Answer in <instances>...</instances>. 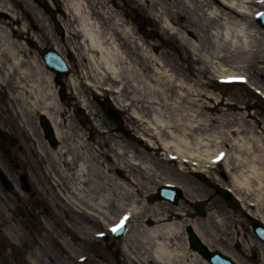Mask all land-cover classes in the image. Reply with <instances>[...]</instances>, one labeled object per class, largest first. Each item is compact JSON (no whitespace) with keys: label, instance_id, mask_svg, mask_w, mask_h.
<instances>
[{"label":"bare ground","instance_id":"1","mask_svg":"<svg viewBox=\"0 0 264 264\" xmlns=\"http://www.w3.org/2000/svg\"><path fill=\"white\" fill-rule=\"evenodd\" d=\"M63 1L70 20L76 23L73 34H79L86 59L83 74L68 79L71 97H77L98 122L84 88L101 93L110 90L116 105L134 108L132 116L142 131L135 137V146L119 141L112 144L116 168L126 171L114 176L113 167H107L102 159L109 152L94 145L82 127L71 123V115L57 94L59 82L53 71L37 57L27 59L31 49L26 44L20 48L14 39L17 12L0 0V7L11 12L10 17L0 19V83L8 87L23 115L44 114L55 129L59 145L48 150L46 172L66 206L76 214L68 228L79 236L78 247L83 249L91 242V224L125 220L128 231L121 242L129 264H213L191 245L185 232L188 222L212 247L199 218L190 220V213L180 207H163L164 200L150 205L140 193L144 186L149 191L145 193H152L155 185L171 182L184 189L185 200L202 198L196 193L201 182L172 180L164 168L171 171L167 165L177 163L179 175L184 177H191L194 171L208 173V164L216 166L209 161L225 150L227 155L220 164L229 173L230 186L247 209L250 201L256 205L255 211L248 210L264 221V135L252 132L257 126L249 127V131L243 123L226 128L224 138L208 137L212 108L202 101L203 96L219 100V95L209 89L210 77H204L207 72L230 79L240 75L237 70L256 69L260 79L255 83L264 93V28L256 19L264 0H138L140 11L154 17L160 36L176 38L180 54L198 64L194 69L187 67L191 73L168 49L146 53L138 46L140 38L131 24L120 30L123 41H130L124 48L116 34L93 17L97 14L93 8L100 1L94 0L93 6L87 0ZM21 29H26L25 23ZM243 132L250 135L236 137ZM229 139L232 141H226ZM186 163H192V170H186ZM160 167L161 171L157 169ZM112 205L120 208L118 215L110 212ZM9 230L10 239L23 238L15 225ZM61 243L75 253L68 239ZM48 246L44 240L35 247L30 257L33 264L46 255ZM262 254L260 264H264V250Z\"/></svg>","mask_w":264,"mask_h":264},{"label":"rangeland","instance_id":"2","mask_svg":"<svg viewBox=\"0 0 264 264\" xmlns=\"http://www.w3.org/2000/svg\"><path fill=\"white\" fill-rule=\"evenodd\" d=\"M98 1H100V3L96 1L98 7H92L93 10L97 12V14H94L93 17L96 18V20L101 21L104 25V28L113 31L124 48L130 44V41H123L124 38L122 37L120 30L122 29L123 25L131 24L134 29L135 36L140 38L137 39L139 42L138 46L143 47V50L146 53L160 51L162 48L168 49L172 54H174L175 57H177V61L182 63L184 65L183 67H186L185 70L187 73H191L189 69H187L188 66L194 69V66L198 65L197 63H192L194 60L192 57L186 59L184 57L186 54H180L178 49L179 43L176 38L168 39L167 36H160L159 33L156 34L157 31L155 30L158 28L156 27L155 20L150 18L151 22L149 25L147 23V18H149L148 15L136 9V6L139 5L138 0H127L128 3L131 2L130 4H132L129 6V8L127 6H123V2L119 0V8L117 7V10H114L112 2L108 3L105 0ZM87 2L91 6H93V3H95L94 0H87ZM26 6L27 8H24V12L26 15H29L30 18V22H27L30 24L29 32L33 33V35L39 40V43L43 41L42 35L53 40L52 38L55 37V32L52 27L53 21L51 20L50 16L40 8L39 4H37L35 0H27ZM101 9L104 10L103 13L100 11ZM109 15H112V18H110ZM123 16L127 18H124ZM138 21L145 23L147 25V30H150L151 32L153 31L155 34L153 33L150 36H146L145 32L143 31L145 28H139ZM65 22L67 23L66 26L68 29H70V31L68 30L69 35L67 37V44L72 47L75 46L74 48L76 51L81 50L82 47L79 45L80 42L78 43L79 39L77 40L78 35L73 34V30L76 28V23L71 21L70 17L66 18ZM166 43H170L172 47H168ZM27 47H29L32 51L27 54V59L31 57L33 58L36 55L39 57V59L41 58L36 48L31 47L29 44H27ZM61 49L63 50V48ZM137 50L139 51L140 48H137ZM41 62L43 61L41 60ZM76 63L77 68L79 66L82 68L86 66V63H80L79 57L76 58ZM237 72L249 75V84H222L220 81H218L216 75H214V77L210 73L205 75L206 78L210 77L209 79L211 83L209 85V89L219 95V100L222 99V101L218 103L219 100L215 98L207 96L202 97V101H206L209 107L212 108L210 113L213 117V120L212 123L208 125L206 130L208 137L218 135L219 138H224L227 135V133H225L226 128H228L230 125L238 126L242 125L243 123H245V127L247 129L249 127L253 128V126H257L258 128H256V130H248L257 133L258 135H264V131H262V128H264V98L254 90V87L258 88V84H256L255 81H258L260 76L257 74L256 69H251L249 71L237 70ZM261 81L264 82V78L261 79ZM84 89L86 96L90 97L92 89L88 87H85ZM64 102L67 104V112L69 116L71 115V123L73 125L78 124L80 127H82L86 135L91 138L90 140L94 145L98 146L101 150L104 149L109 152L103 155L102 159L105 160L107 167H113L111 173L114 176L120 177V171L124 175L126 172L124 169L116 168L117 161L116 157L114 156V150H112V144L115 141H119L121 144L128 145L129 147L136 145L135 137L136 135L141 136L139 132L142 131L139 127H137L138 122L132 116L134 108H126L125 112L127 115L125 126L129 129V132L118 133L112 132L114 129H111L110 137L108 138L100 136V133H102L101 130L105 129V127L109 128L111 126L113 128L114 124L106 117L99 103L94 101L90 102L92 110L94 109L93 111L97 112L98 118L103 121V123L96 125L94 123L93 113H87V111L85 113H74V111H76L77 105L79 104L76 101V98L71 102V98L67 97L64 99ZM135 111H140L142 114L144 113V111H142L140 108H135ZM39 117L40 114L38 112H26V115H23V113L19 110L17 103L8 92V87L0 83V123L18 138L19 144L14 149V153L19 155L23 171L26 174L28 173L34 190L37 193L36 195L32 196L27 203V193H24L22 188H20V180L15 174L16 171L10 165L9 160L3 151L0 150L2 167L9 172V174L12 176L11 177L9 175L10 178L12 181L14 179V183L18 184L21 192L23 193L20 194L21 196H19L17 193L14 194L13 191L5 189L3 183L0 180V264H32L27 259L30 255L29 252H32L35 246L44 240L49 244V250L46 255L40 256V264H51V262L56 259V256H59L63 252V250H60L62 248L58 241L55 240L54 244L51 243L49 237L46 235L47 231L44 228V224H35L32 220L27 219L25 205H32V203L38 200L42 203L43 207L49 208L48 212H43L47 214L45 216L49 226L52 228L54 227L53 231L60 236H62L63 233L64 235L67 234L65 233V229L62 230L64 224L66 225V223H71V221L73 222L76 219V214H74L73 211L70 214L64 211L63 208L67 209L66 203L63 201L62 197L58 193V190L53 187L51 181L48 178L46 172V160L48 159L47 157L50 156L48 150H56L57 147L55 148V146H52L45 137L39 122ZM65 129L68 128L66 127ZM248 134L250 135V132H243V134L237 135L236 137L243 139V136ZM111 139H114V141H111ZM226 141L231 142L232 140L229 139ZM20 145L23 146L21 150H19ZM229 148L232 147L230 146ZM256 148H258L257 145ZM42 150L43 153H41ZM167 167L170 168L171 171H168L166 168L164 169L167 171L166 174L171 176L172 180L179 179L182 182H189V179H195L192 176V172L190 173L191 177L179 175L181 170H178L177 163L168 164ZM191 167L188 165L186 170L190 171ZM207 168L209 169L208 174H210L211 177L216 178L218 181L224 184L230 185V179L227 176V171L225 170V166L223 164L219 163L216 164L215 167L208 166ZM157 169L161 171V167ZM166 174L165 177H167ZM224 174H226L227 178L224 177ZM152 185H155V182L152 183ZM157 187L158 186L155 185V188ZM146 191H148V188L147 186H144L140 193V197L145 200L149 199L150 196V193H145ZM197 192L201 194L200 197H202V199H208V215L206 217L198 218L200 219L201 229L203 228L204 233L207 234L212 241L213 248H218L220 250H231L233 245L232 243L237 238H241L244 246L247 245L245 248L252 246V242L254 241L255 243L257 242V244L259 243L255 235H253L251 226L249 224V215L245 212V210L239 211L232 209L226 204L219 194H216V192L209 186H206L202 183L199 185V189H196V193ZM19 197H21L22 200L18 199ZM191 200L194 199L185 200L184 194V198L178 204L164 202L163 207H180L190 213L188 218L193 219L196 217V211L192 207ZM156 203L157 201H150V205H156ZM249 208L253 211L256 210L255 206L249 205ZM119 210L120 208L116 205H112L110 208V212L114 215H118L117 213ZM23 213L25 214V219L19 217V215ZM184 220L185 218H183L181 221ZM146 221H148V219ZM185 224H187V222ZM11 225H15L17 229L21 228V231L18 232L23 236V238L18 239L13 243L10 242L7 237L9 234L7 227H11ZM102 231L107 232L106 226L103 224H91V233L93 232V236L96 240L95 243H97L95 245H88L86 250L83 249V251H80L77 248L75 255L79 256L82 254H90V251L92 250L94 251L92 258L95 257V262L97 264H101L98 257L101 253L100 250L104 247L105 241L100 237H96L94 232L99 233ZM69 234L70 236L67 237H72V233L69 232ZM73 238L75 239L74 241H77V238L74 234ZM79 243L80 242H78V244ZM55 244H57L58 247L55 246ZM45 256L54 257L51 262H45ZM106 264H116L113 253H109L108 263Z\"/></svg>","mask_w":264,"mask_h":264},{"label":"water","instance_id":"3","mask_svg":"<svg viewBox=\"0 0 264 264\" xmlns=\"http://www.w3.org/2000/svg\"><path fill=\"white\" fill-rule=\"evenodd\" d=\"M40 1L43 2V0H40ZM55 1H56V3L60 6V2H59V0H55ZM106 110H107V113H108V115H109L110 117H112L113 119H116V120L118 119V118H117L118 113L113 109V107H112L111 105H109V106L107 107ZM42 122H43L44 128H45V130H46V134H47V136L50 138V140L52 141V143H56V140H55V137H54V134H53V130L51 129V127H50L48 121H47L45 118H42ZM0 135L3 136V137H5V138H7V137L1 132V130H0ZM222 193H223V195L227 198V200H228L231 204H233L234 206L238 205V204H237V201L235 200V198L233 197V195H232L231 192H229L228 190H223ZM199 210L202 211L201 208H200ZM256 225L259 226V228H258L259 233L264 234V225H262L261 223H256ZM190 233H191V238H192L193 244H194L196 247H198V248L204 250L203 245L200 243V241L198 240V238L196 237V235L193 234V232H192L191 230H190Z\"/></svg>","mask_w":264,"mask_h":264}]
</instances>
